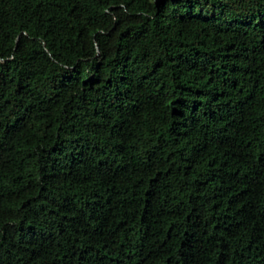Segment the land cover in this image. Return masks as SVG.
<instances>
[{"label":"trees","instance_id":"1","mask_svg":"<svg viewBox=\"0 0 264 264\" xmlns=\"http://www.w3.org/2000/svg\"><path fill=\"white\" fill-rule=\"evenodd\" d=\"M0 264H264V0H0Z\"/></svg>","mask_w":264,"mask_h":264}]
</instances>
